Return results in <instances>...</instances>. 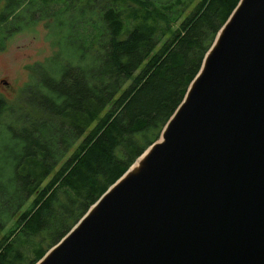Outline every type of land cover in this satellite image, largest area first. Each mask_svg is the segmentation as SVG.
Here are the masks:
<instances>
[{
	"label": "trees",
	"instance_id": "obj_1",
	"mask_svg": "<svg viewBox=\"0 0 264 264\" xmlns=\"http://www.w3.org/2000/svg\"><path fill=\"white\" fill-rule=\"evenodd\" d=\"M59 1L0 0V50L58 22L20 101L0 98V264H36L159 139L239 2Z\"/></svg>",
	"mask_w": 264,
	"mask_h": 264
},
{
	"label": "water",
	"instance_id": "obj_2",
	"mask_svg": "<svg viewBox=\"0 0 264 264\" xmlns=\"http://www.w3.org/2000/svg\"><path fill=\"white\" fill-rule=\"evenodd\" d=\"M36 264H264V0H239L159 139Z\"/></svg>",
	"mask_w": 264,
	"mask_h": 264
},
{
	"label": "rangeland",
	"instance_id": "obj_3",
	"mask_svg": "<svg viewBox=\"0 0 264 264\" xmlns=\"http://www.w3.org/2000/svg\"><path fill=\"white\" fill-rule=\"evenodd\" d=\"M71 1L73 0H64L65 3ZM85 3L86 0H79L71 13H82V6ZM41 21L29 30L12 36L5 42L3 50H0V98L8 105L20 101L23 97L22 91L35 79L34 68L53 57L57 50L54 42L58 36L56 32L58 22ZM59 54L65 57L66 49H60Z\"/></svg>",
	"mask_w": 264,
	"mask_h": 264
},
{
	"label": "bare ground",
	"instance_id": "obj_4",
	"mask_svg": "<svg viewBox=\"0 0 264 264\" xmlns=\"http://www.w3.org/2000/svg\"><path fill=\"white\" fill-rule=\"evenodd\" d=\"M136 167H137V164L134 165V167H133L132 169L134 170V168H136ZM75 225H76V224H75ZM75 225H74V226H75ZM74 226H73V227H74ZM73 227H72V228H73ZM72 228H71V229H72ZM70 231H71V230H70ZM70 231H69V232H70ZM69 232H68V233H69ZM68 233H67V234H68ZM67 234H66V235H67ZM66 235H65V236H66Z\"/></svg>",
	"mask_w": 264,
	"mask_h": 264
}]
</instances>
